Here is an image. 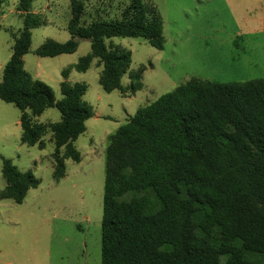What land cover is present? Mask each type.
I'll use <instances>...</instances> for the list:
<instances>
[{
  "label": "trees",
  "instance_id": "1",
  "mask_svg": "<svg viewBox=\"0 0 264 264\" xmlns=\"http://www.w3.org/2000/svg\"><path fill=\"white\" fill-rule=\"evenodd\" d=\"M33 0H18L23 28L14 36L3 67L0 100L20 112L21 143L45 148L51 134L53 178L66 175V160L80 162L74 141L93 117L83 100L84 83H60L61 99L25 71L31 29L45 22L31 13ZM82 0H70V39H46L39 57L72 54L77 39L90 52L74 65L85 72L96 60L98 84L124 94L130 51L105 40L141 38L162 50V18L142 0H130L119 20L81 26ZM129 73L131 92L140 76ZM70 68L62 71L66 79ZM56 108L60 120L40 124L34 117ZM5 182L0 199L20 204L39 180L0 157ZM100 264H264V78L212 83L191 78L139 108L107 137L102 199Z\"/></svg>",
  "mask_w": 264,
  "mask_h": 264
},
{
  "label": "rangeland",
  "instance_id": "2",
  "mask_svg": "<svg viewBox=\"0 0 264 264\" xmlns=\"http://www.w3.org/2000/svg\"><path fill=\"white\" fill-rule=\"evenodd\" d=\"M80 25L121 18L130 0H82ZM162 18V50L141 38L114 37L105 44L131 53L128 72L121 79L125 92H104L98 84L101 67L94 60L85 72L73 67L90 52V41L77 39L72 54L39 57L36 49L46 40L70 39L67 25L70 0H33L31 11L45 23L31 29L24 69L48 85L56 100L60 83H84L83 100L94 112L85 132L73 143L80 162L66 160V175L53 178L54 144L48 132L45 148L22 144L20 112L0 100V157L39 180L20 204L0 199V264H100L105 149L108 135L135 112L191 78L212 83L245 82L264 78V0H142ZM18 0H0V79L11 55L14 36L23 28ZM32 13V12H31ZM140 76V89L131 92L129 73ZM70 68L67 78L62 71ZM60 120L56 108L34 117L40 124ZM0 192L5 182L1 176Z\"/></svg>",
  "mask_w": 264,
  "mask_h": 264
},
{
  "label": "crops",
  "instance_id": "3",
  "mask_svg": "<svg viewBox=\"0 0 264 264\" xmlns=\"http://www.w3.org/2000/svg\"><path fill=\"white\" fill-rule=\"evenodd\" d=\"M31 12L34 13L33 11H31ZM23 57H24V56H23ZM23 59H24V58H23ZM23 63H24V60H23ZM0 80H1V79H0ZM17 123L20 125V122H19V121H18Z\"/></svg>",
  "mask_w": 264,
  "mask_h": 264
}]
</instances>
